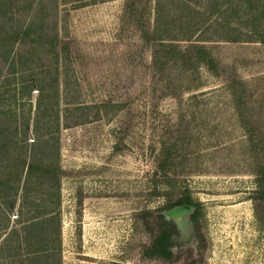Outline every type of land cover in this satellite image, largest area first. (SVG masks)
<instances>
[{
    "label": "rangeland",
    "instance_id": "374dc122",
    "mask_svg": "<svg viewBox=\"0 0 264 264\" xmlns=\"http://www.w3.org/2000/svg\"><path fill=\"white\" fill-rule=\"evenodd\" d=\"M34 1L5 0L2 164L29 117L27 151L56 176H31L0 227L38 222L39 264H264V0ZM35 15V34L13 39ZM159 41L205 44L216 72L166 60ZM21 73L47 83L37 131L38 86L21 93ZM182 195L201 240L172 227V256L146 255Z\"/></svg>",
    "mask_w": 264,
    "mask_h": 264
},
{
    "label": "trees",
    "instance_id": "16d2710c",
    "mask_svg": "<svg viewBox=\"0 0 264 264\" xmlns=\"http://www.w3.org/2000/svg\"><path fill=\"white\" fill-rule=\"evenodd\" d=\"M42 0H37L39 2ZM28 4L31 6L34 0H27ZM5 0H0V39H4V36L1 34L6 32L5 22H7L6 11H5ZM6 19V21H5ZM38 17L35 15L33 19H30L27 23L16 24L14 30H12L11 34L13 35V39H23L26 36H30L32 33L36 32V21ZM12 28V27H11ZM35 34V33H34ZM56 36V35H55ZM39 33H36V38H39ZM160 46L164 48L161 49L163 56L166 55L165 59H172L174 63H178L179 65L186 68H193L200 64H203L208 69L213 72L217 70V60L213 56L210 49L203 43L190 41L188 43L181 44L178 41H159ZM55 46V42H54ZM165 53V55H164ZM3 58L6 59L8 55H2ZM162 57V56H161ZM162 59V58H161ZM164 60V58H163ZM163 62V61H162ZM16 60L11 62L10 73H8L6 80L9 79V76H13L11 72L14 71ZM22 79L20 80L19 90L21 93H28L34 85L38 86L39 94L38 101L36 103V111L38 113L37 120L33 123V128L39 129V121L42 120V117L45 114V110H42L41 107L43 101L47 96V83L46 80L42 77L37 78L36 81L34 79L26 78L25 74L22 75ZM10 80H8L9 83ZM4 90L0 89V95ZM37 117V116H36ZM6 119L0 120V210L1 212H5L9 214V211L19 203V206L24 208L27 205V195L29 191V187L27 186V182L31 179V176H36V179L40 176L44 175L51 170L54 171L56 169H51L48 165L43 164L42 160H40L35 153H30L27 151V127L30 126L31 122L29 117L23 121L24 128L18 131V135L14 136L13 143L15 151L12 153L10 158V163L6 165L2 164L3 160H5L8 153V141H7V133H5V125ZM18 127V125H17ZM5 131V132H4ZM15 131H17L15 129ZM40 132V131H38ZM39 136V134H37ZM38 138V142H39ZM33 145V144H32ZM2 168V169H1ZM51 171V172H52ZM53 173V174H54ZM56 176V173H55ZM257 193L262 197L264 195V176H260L257 178ZM19 201V202H18ZM179 203H192L196 206V209L193 213V221H194V229L196 230L197 237L201 240L200 234V222L199 218L201 216V208L198 203L194 202L190 196L182 195L179 199L174 202L167 203L164 208L170 207L171 205L179 204ZM258 204L256 203V211L257 216L260 220H264L263 212L259 213ZM20 211L21 214L23 211ZM20 214V215H21ZM6 217V216H5ZM7 219V217H6ZM37 223L34 221H28L22 223L20 227L16 225H8L7 221L3 223L0 227V261H2L5 255H9L10 264H19L24 262V264H39L41 263L42 254H40V250L44 243V238L39 236V232H36ZM157 235H155L151 244L148 245L145 249V254L149 256L157 255L164 258H170L172 256L171 250V242L170 237L172 234V226L169 223L162 213H159L157 216ZM39 236V237H38ZM38 237V238H37ZM43 238V239H42ZM34 246V244H36ZM25 248V250H24ZM21 249L23 251H21ZM26 262V263H25Z\"/></svg>",
    "mask_w": 264,
    "mask_h": 264
},
{
    "label": "water",
    "instance_id": "95a60500",
    "mask_svg": "<svg viewBox=\"0 0 264 264\" xmlns=\"http://www.w3.org/2000/svg\"><path fill=\"white\" fill-rule=\"evenodd\" d=\"M194 210V205L182 203L164 209L161 213L167 220L174 222L180 232H183L186 229H194L193 221L191 218Z\"/></svg>",
    "mask_w": 264,
    "mask_h": 264
},
{
    "label": "flooded vegetation",
    "instance_id": "af4514ba",
    "mask_svg": "<svg viewBox=\"0 0 264 264\" xmlns=\"http://www.w3.org/2000/svg\"><path fill=\"white\" fill-rule=\"evenodd\" d=\"M179 204H182V203H179ZM188 204H192V203H188ZM175 205H177V204H175ZM193 205V204H192ZM171 206H174V205H171ZM170 206V207H171ZM195 206V205H194ZM167 208H169V207H167ZM167 208H163L162 210H164V209H167ZM195 209H196V206H195ZM195 211V210H194ZM194 213V212H193ZM193 213H192V215H191V218H192V221H193ZM173 223V228L175 227V229H176V231H178V228H177V226H176V224L174 223V222H172ZM193 225H194V221H193ZM172 235V234H171ZM174 235V234H173ZM171 238V237H170ZM171 240V239H170Z\"/></svg>",
    "mask_w": 264,
    "mask_h": 264
}]
</instances>
